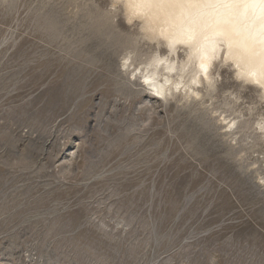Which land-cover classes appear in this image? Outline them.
I'll return each instance as SVG.
<instances>
[{
  "label": "rangeland",
  "instance_id": "1",
  "mask_svg": "<svg viewBox=\"0 0 264 264\" xmlns=\"http://www.w3.org/2000/svg\"><path fill=\"white\" fill-rule=\"evenodd\" d=\"M127 10L0 0V264H264L263 88Z\"/></svg>",
  "mask_w": 264,
  "mask_h": 264
},
{
  "label": "bare ground",
  "instance_id": "2",
  "mask_svg": "<svg viewBox=\"0 0 264 264\" xmlns=\"http://www.w3.org/2000/svg\"><path fill=\"white\" fill-rule=\"evenodd\" d=\"M126 2L127 11L137 13L138 17L144 20L145 26L152 28L149 34L151 39H163L176 57L179 56L180 46L189 51V61L183 62L181 66L175 63L174 58L158 56L157 60L155 59L154 65H162L168 74L175 71L186 74L185 70L195 64L193 81L196 84L211 82L214 80V63L224 58L234 62L239 68H244V71L247 70L248 77L264 90V0ZM156 74H159L158 71L153 69L143 77L157 95H167L172 91L173 83L163 84L156 78L158 75L153 77ZM167 82L170 80L167 79ZM174 85L178 84L174 82ZM183 87L198 95L191 83H184Z\"/></svg>",
  "mask_w": 264,
  "mask_h": 264
}]
</instances>
